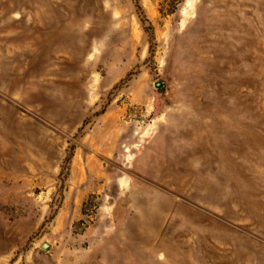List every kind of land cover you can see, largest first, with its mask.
I'll return each mask as SVG.
<instances>
[{"label":"rangeland","instance_id":"374dc122","mask_svg":"<svg viewBox=\"0 0 264 264\" xmlns=\"http://www.w3.org/2000/svg\"><path fill=\"white\" fill-rule=\"evenodd\" d=\"M0 264H264V0H0Z\"/></svg>","mask_w":264,"mask_h":264},{"label":"water","instance_id":"95a60500","mask_svg":"<svg viewBox=\"0 0 264 264\" xmlns=\"http://www.w3.org/2000/svg\"><path fill=\"white\" fill-rule=\"evenodd\" d=\"M45 247H46V245L43 246V248H45Z\"/></svg>","mask_w":264,"mask_h":264}]
</instances>
